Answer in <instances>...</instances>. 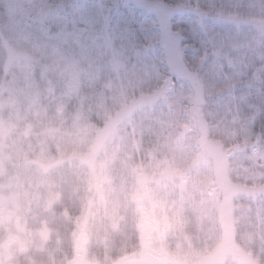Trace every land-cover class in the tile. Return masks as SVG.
Segmentation results:
<instances>
[{
    "label": "clouds",
    "instance_id": "9594fccd",
    "mask_svg": "<svg viewBox=\"0 0 264 264\" xmlns=\"http://www.w3.org/2000/svg\"><path fill=\"white\" fill-rule=\"evenodd\" d=\"M22 7L0 0V264H264V128L205 58L210 33L241 38L230 3L170 4L209 30L175 26L191 77L169 74L151 20L134 51L115 41V72L98 5Z\"/></svg>",
    "mask_w": 264,
    "mask_h": 264
},
{
    "label": "rangeland",
    "instance_id": "374dc122",
    "mask_svg": "<svg viewBox=\"0 0 264 264\" xmlns=\"http://www.w3.org/2000/svg\"><path fill=\"white\" fill-rule=\"evenodd\" d=\"M169 1L171 2L163 1L158 5L160 13L166 16V18L164 16L160 18V16L156 17L153 14V7L151 6L146 7V9L149 8L148 10L136 9L135 17H133L132 12L123 8L117 11L114 7L115 4H122L123 0H79L82 5L81 13L88 10L89 5L95 4L99 6L96 8V13L102 22V31L105 33L103 44L112 54L111 67L113 71L119 72L124 67L122 61L124 49L115 47V41L117 39L126 41L129 49L134 51L135 36L133 30L138 33L141 30V21L151 20L159 29L160 49L158 56L167 60L169 74H174V77H191L192 73L187 64L178 55L179 36L174 32L175 26L179 23L187 28L191 24L193 28H198L205 33H208L209 30L202 22L192 21L190 17L180 15L179 13L181 12L178 9L173 10L169 6L173 0ZM175 1L183 2V0ZM13 2L19 3L21 10H23L24 0H13ZM137 2L146 3L145 0H137ZM235 15L239 18L234 16L232 24L241 33V38L217 44L215 42V33H210L208 35V51L205 53V58H207L208 54L216 58L217 63L214 67L222 71L225 86L233 93V103L229 106L230 110L238 120H245L250 124L253 122L254 115L251 116L246 110L248 107L252 108L254 106L251 101L264 102V85L262 84L264 64L257 63L253 65L251 63L253 56L257 60L264 59V50L262 48V45H264V0H249L245 14ZM258 26H263V31L257 29ZM249 28L254 30V34L248 31ZM53 29L55 31V28ZM58 36L65 39L74 37V33L71 32V23L68 24V29L59 32ZM163 91L164 89L162 88ZM254 261L261 264L258 256L254 257Z\"/></svg>",
    "mask_w": 264,
    "mask_h": 264
},
{
    "label": "trees",
    "instance_id": "16d2710c",
    "mask_svg": "<svg viewBox=\"0 0 264 264\" xmlns=\"http://www.w3.org/2000/svg\"><path fill=\"white\" fill-rule=\"evenodd\" d=\"M146 3L140 2L139 4L141 5L140 10H148L146 9V7L151 6L153 7V14L158 17L160 16V18L162 16H164L166 18V16L164 14H161L160 12V8H159V4H161L163 1L166 2H171L169 0H145ZM176 2V1H175ZM228 3H230L231 8H232V12L234 13L233 15L236 16L237 18H239L237 15L235 14H239V15H243L245 14L248 4H249V0H237V1H233V0H227ZM177 4H181L183 2H176ZM170 6V4H169ZM174 10V8H173ZM161 14V15H160ZM180 15H183L181 13H179ZM261 22V21H260ZM259 30L263 31V26H258ZM54 30V29H53ZM262 48L264 50V45H262ZM176 56L178 57L177 53ZM263 82L262 84L264 85V67H263ZM251 104L254 105L252 108L248 107L246 111H248V113L253 116L254 115V119L253 122L250 123L251 125H254L256 129H261L264 128V102H260L257 100H252ZM255 109V111H254ZM254 111V112H253ZM255 264H259V263H255Z\"/></svg>",
    "mask_w": 264,
    "mask_h": 264
}]
</instances>
